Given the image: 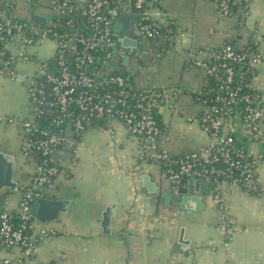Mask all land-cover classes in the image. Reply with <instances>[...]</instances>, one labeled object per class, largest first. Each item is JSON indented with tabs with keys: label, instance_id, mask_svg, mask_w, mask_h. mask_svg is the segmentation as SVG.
I'll list each match as a JSON object with an SVG mask.
<instances>
[{
	"label": "crops",
	"instance_id": "0c3cea01",
	"mask_svg": "<svg viewBox=\"0 0 264 264\" xmlns=\"http://www.w3.org/2000/svg\"><path fill=\"white\" fill-rule=\"evenodd\" d=\"M14 1L13 14L37 26L32 10L46 16L52 13L53 0ZM158 1L154 7L169 14L171 21L165 23L171 25V38L135 35L137 43L118 67L133 76L137 89L165 87L172 93L171 105L162 106L168 136L163 143L172 153L184 155L203 150L211 138L196 118L202 106L194 93L210 82L200 61L210 58L213 48L226 41L237 47L255 44L261 60L251 85L264 94V0H251L247 12L230 14L219 12L217 0ZM123 14L132 16L128 27L119 19L121 25L116 28L132 35L136 18ZM31 67L20 62V75L14 78L25 90L24 74ZM14 100L8 118H31L26 95ZM8 118L0 120V151L13 156L17 185L27 186L39 156L24 153V129ZM65 136L58 151L62 170L47 194L68 199L69 205L58 218L40 222L48 234L37 245L35 260L56 264H264V158L258 164V192L239 184L208 182L201 186L204 205L193 200L185 205L181 203L183 193L173 187L162 166L140 157L141 138L122 120L94 121L81 134L68 126ZM196 180L184 184L190 193H197ZM4 192L7 198L0 209H17L20 191L0 189V194ZM108 208L112 212L104 225ZM183 238L187 248H176Z\"/></svg>",
	"mask_w": 264,
	"mask_h": 264
},
{
	"label": "built area",
	"instance_id": "2783aa9c",
	"mask_svg": "<svg viewBox=\"0 0 264 264\" xmlns=\"http://www.w3.org/2000/svg\"><path fill=\"white\" fill-rule=\"evenodd\" d=\"M250 1L217 0L218 10L227 14L233 4H240L238 10L245 13ZM158 3V0H86L80 4L76 0H53L51 16L41 28L13 14L14 0H0V77L17 78L20 62L37 60L35 67L24 74L32 116L8 119L24 129V153L39 156L31 184L17 185L14 189L21 193L18 208L0 209V264H56L35 260L37 245L48 234V228L31 213V207L36 196L48 197L62 170L58 151L66 140L68 126L81 134L94 121L105 118L109 124L115 119L122 120L132 134L141 138L140 157L160 164L175 188L183 179H200L259 191L258 164L264 158V94L259 90L242 93L239 83L231 87L235 70L227 59L237 62L246 59L248 67H257L260 53L227 43L211 51L214 62L200 61L210 82L212 78L222 80L208 91L201 88L195 96L202 106L196 118L211 137L201 151L177 155L163 143L168 137L166 130H161L150 110L157 104L171 105L173 95L167 88L133 87L134 92H130L132 85L118 67L133 48L123 43L124 38L134 39L137 34L171 38V25L165 23L169 14L155 8ZM122 13H131L136 18L134 34L116 28ZM44 39L52 41L48 58H40L38 49ZM221 68L226 73L223 79L216 73ZM110 83L117 87H106ZM214 90L217 91L214 97L204 96ZM130 95L133 102L128 98ZM240 100L245 102L243 113L233 109ZM238 129L250 140L247 155L236 144ZM14 216L20 222L13 221Z\"/></svg>",
	"mask_w": 264,
	"mask_h": 264
},
{
	"label": "water",
	"instance_id": "95a60500",
	"mask_svg": "<svg viewBox=\"0 0 264 264\" xmlns=\"http://www.w3.org/2000/svg\"><path fill=\"white\" fill-rule=\"evenodd\" d=\"M51 15H40L35 12V10H32L31 18L36 21L41 28L45 27V24L47 22V17ZM131 15L128 14H121L120 15V21L123 23V27H128L129 19L131 18ZM121 24L117 23L116 27L119 28ZM123 43L126 45H134L136 44V40L131 39L129 37L124 38ZM141 46V44H140ZM59 128H57L58 130ZM14 159L11 154H8L6 152L0 151V189L7 188L10 190H14L15 187L18 184V181L14 178ZM186 180L183 179L181 181V185L178 187V191L182 192L181 196V203L187 204L188 202L196 201L197 203L200 202L201 205H204V191L201 186H207L208 182L207 180H196L195 181V188L197 193H190L187 186H185ZM153 186L152 184H149V187ZM156 189V188H154ZM164 195L169 198L171 196V193H164ZM7 198V193L4 192L0 194V207L3 206L5 203V200ZM35 203L32 204L31 207V213L41 222H47L50 220H53L55 218H58L61 211H65L68 209L69 200L68 199H61V198H52V197H46V196H36L35 197ZM198 208V207H197ZM199 209V208H198ZM112 212L111 208H108L106 213L104 214L103 223L105 225H108L110 220V214ZM175 247L178 249H186V241L183 239H180L179 242L175 244ZM192 247V246H190Z\"/></svg>",
	"mask_w": 264,
	"mask_h": 264
},
{
	"label": "trees",
	"instance_id": "16d2710c",
	"mask_svg": "<svg viewBox=\"0 0 264 264\" xmlns=\"http://www.w3.org/2000/svg\"><path fill=\"white\" fill-rule=\"evenodd\" d=\"M239 7H240V4H233L231 6V9L229 10V12L227 14L239 11L238 10ZM163 29H166V27L163 26ZM227 43H231L236 48H239L232 41H226L224 44H227ZM222 46L215 47V48L216 49H221ZM245 47L249 48L250 50H253L256 53H259V51L257 49V46L255 44H253V43L247 44V45H245ZM215 48H213L212 50H214ZM206 60L208 61V63H211V62H214L216 59L214 60V56H212V57H210V58H208ZM227 61H228L229 65L233 66V68L235 70L234 82H232L231 87H235V85L237 83H239L242 86V90H241L242 93L243 92H255V91H258L257 89L253 88V86L251 85V80L253 79L254 75L257 73V67H254V66L253 67H248V63H247L246 59L241 61V62H237V61L229 60V59H227ZM216 73L218 75H220V77L222 79L226 76V73L224 72V70L222 68L221 69H217ZM123 75L127 79L129 85H132V87L129 86V88L131 87L130 88V92H134V90H133V87H134L133 76L130 73H128V72H123ZM221 81H218L215 78H212L210 83L205 84V86L203 87V90L204 91H208L210 86H216ZM106 87L116 88L117 85L114 84V83H110V84H106ZM197 94L198 93L195 92L194 96H197ZM216 94H217V91L214 90V91H210L208 93H205L204 96H208V98H211V97H214ZM128 98H129V100L131 102H133L134 99L131 97V95ZM244 108H245V102L241 101V100L237 102L236 106H233L234 110L240 111L241 113H243ZM150 112H151L155 122L161 128V130H166V124H165L164 119H163L164 117H163L162 107L157 104L156 106H153L151 108ZM46 119L48 120V118H46ZM99 121L101 123H103V124H107V122H106L107 120L105 118L101 119ZM46 126L48 127V123L46 124ZM235 138H236V144H237L238 148H242L244 150L245 155H247V152L250 150V140L248 139V136L246 134H244V132L242 130L238 129L235 132ZM220 163H221V165H225L224 162H220ZM220 179H221V177H220ZM13 221L20 222V219L17 216H14L13 217Z\"/></svg>",
	"mask_w": 264,
	"mask_h": 264
},
{
	"label": "rangeland",
	"instance_id": "374dc122",
	"mask_svg": "<svg viewBox=\"0 0 264 264\" xmlns=\"http://www.w3.org/2000/svg\"><path fill=\"white\" fill-rule=\"evenodd\" d=\"M52 46V41L49 39H44L40 44V58H48V50ZM37 60H33L28 62V66H34L36 64ZM5 78V77H3ZM7 79H0V116L3 118H8L12 114L10 113V106L14 103V99L18 100L21 98L22 94L24 93L26 95L27 102V91L23 89V83L21 81H18V83H15L14 78L12 77H6ZM25 86V84H24ZM7 112L6 114L3 112ZM1 124V123H0ZM3 137V132L0 130V139ZM13 194V193H12ZM13 197H17L16 194L13 195ZM16 199V198H15Z\"/></svg>",
	"mask_w": 264,
	"mask_h": 264
}]
</instances>
